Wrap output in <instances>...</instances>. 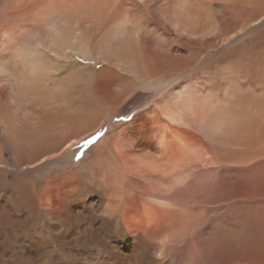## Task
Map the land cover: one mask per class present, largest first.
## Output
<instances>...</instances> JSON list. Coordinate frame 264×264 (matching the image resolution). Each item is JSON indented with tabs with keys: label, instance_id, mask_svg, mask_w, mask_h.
<instances>
[{
	"label": "rangeland",
	"instance_id": "rangeland-1",
	"mask_svg": "<svg viewBox=\"0 0 264 264\" xmlns=\"http://www.w3.org/2000/svg\"><path fill=\"white\" fill-rule=\"evenodd\" d=\"M183 1L191 9L206 14L215 10L222 14L225 2H235V7L224 10L238 11L240 25L251 15L258 17L264 12V0H214L212 4L210 0H0V23L14 26L17 41H34L31 35H28L30 39L22 35L25 27L40 29L46 34L43 19L49 12L55 14L53 18L62 29L66 26L72 38L82 35L81 39L90 41L91 53L77 51L69 59H57L53 53L46 52L47 61L53 68L44 85L28 84L18 90L9 79L0 81V116L14 121L19 129L42 127L50 134L42 147L28 148L18 159L10 148L12 143L5 128L8 125L0 124L1 154L5 163L0 166V205L5 203L8 195H13L12 188L1 183V176L5 174L10 181L21 182L19 185L26 183L35 188L39 184V197L45 193L52 201L50 207L57 208L54 214L60 217L56 219L49 214L47 220L50 221L49 228L61 236V242H51L53 235L46 228L47 220L43 214H40L43 235L34 230L27 238L33 252L42 243L46 264H105L101 247L91 251L97 243L95 236L104 235L112 223L118 225L123 205L131 206L130 215L139 210L142 212L144 206L149 205H189L191 194L187 181H198L202 168L216 158V146L197 131L199 129L164 124L158 109L152 116L146 115L145 111L163 95L180 83H189L199 91L207 87L217 89V99H222L226 69L234 70L242 78L250 66L253 88L258 94L263 92L264 42H255L260 40L258 38L264 41V16L250 31L223 45L215 41L214 33L200 37L208 43L189 42L188 37L180 36L173 24L174 4ZM244 6L249 9L239 11ZM129 12L133 22L128 28L138 25L140 39L132 40V34L128 33V43L135 55L120 58L118 47L124 36L112 38L111 29L116 19ZM74 33L77 34L74 36ZM210 45L213 48L209 49ZM237 45L240 47L234 52ZM100 49L110 53L108 60L101 57ZM144 72H148L153 81H163L146 84L148 79ZM164 127L172 146L168 154L159 157L157 142ZM93 137L97 139L85 145V141ZM104 137L107 140L101 143ZM26 154L28 158L41 159H28V164L33 162L34 166L27 164V168H20L14 160L25 161ZM178 157V165L172 166ZM35 191L39 190L35 188ZM109 202L120 205L115 217L107 211ZM6 205L12 203L8 201ZM68 207L74 217L67 215ZM70 227L75 234L63 235ZM84 227L86 232L82 233ZM36 238L41 240L38 244H35ZM80 238L83 247H75ZM83 242L91 247L83 249ZM97 252L98 256H95Z\"/></svg>",
	"mask_w": 264,
	"mask_h": 264
},
{
	"label": "bare ground",
	"instance_id": "bare-ground-1",
	"mask_svg": "<svg viewBox=\"0 0 264 264\" xmlns=\"http://www.w3.org/2000/svg\"><path fill=\"white\" fill-rule=\"evenodd\" d=\"M211 1L214 2L210 0V4ZM234 3L225 2L222 14L217 10L210 14L195 11L185 1L175 3L174 27L181 37H188L189 42L208 43L201 41L200 37L214 33L217 37L215 41L223 45L224 42L250 31L264 16V12L258 17L251 15L240 25L238 11L224 10L235 7L236 3L233 5ZM246 9L249 8L244 6V9L239 11ZM128 14L116 19L111 29L112 38L124 36L118 47L120 58H132L135 55L128 43L130 42L128 33L132 34V40L140 39L138 25L134 24L131 31L130 27L128 28V24L133 22L132 15L130 12ZM54 15L49 12L44 21L42 20L47 30L46 34H42L40 29L28 30L22 27V35L25 37L31 35L34 41H17L16 32L13 31L14 26L7 27L8 25H5L7 22L4 25L0 23V81L9 79L18 90L26 88L28 84L43 83L44 85L48 79L46 77L52 73L53 68L47 61L46 52L53 53L57 59L63 57L69 59L77 51L83 54L91 53L90 41L81 39L82 35L75 36L77 33H74L75 37L72 38L70 32L66 31V26L64 29L59 26L53 18ZM67 30L71 31L68 28ZM230 31L232 32L227 35L220 34ZM258 40L256 44L264 42L261 38ZM239 47H236L234 52ZM211 48L213 45H210L209 49ZM106 51L100 49L99 54L103 59L108 60L110 53L107 54ZM250 67H245L246 71L243 68L242 71L245 72L242 78H239L234 70L226 69L227 73L223 75L222 99H217L219 98L216 96L217 89L207 87L199 91L192 84L180 83L145 111L146 115L152 116L158 109L164 124L199 129L197 131L215 143L217 156L211 159V163H207L206 168H202V176L198 181H195L197 179L187 181V188L191 194L189 205L159 207L149 205L144 206L142 212L137 211L138 215L128 214L131 207L129 205L120 207L121 220L118 225L109 224L110 228L104 235L96 234L97 243L93 245L94 248L92 246L91 251L102 248L105 264H264V84L262 83L263 92L258 94L252 85L253 75L249 72ZM144 73H146L144 77L148 79L145 81L146 84H161L163 81H153L148 72ZM24 95L29 97L27 94ZM14 123L0 116V124L8 125L5 128L8 130L9 142L12 143L10 148L17 158L28 148L42 147L50 138L48 136L50 134L45 133L42 127L19 129ZM166 131L164 127L158 136L159 157H164L171 150L172 144ZM174 135L178 139V135L176 133ZM106 140L107 137H104L101 143ZM1 150L2 146H0V166L5 165ZM39 154L41 157V151ZM34 155L36 154L32 156ZM170 155L172 156L171 153ZM39 157L28 158L26 154L25 161L21 162L22 159L18 160L20 158L14 161L20 168L25 169L29 160L41 159ZM179 159V157L175 158L172 166L178 165ZM32 163L28 165L34 166ZM1 177V183L10 186L13 195H8L5 203L0 205V264H46L47 256L41 249L42 243L40 247H33L35 249L33 252L32 247L27 244V238L34 230L38 235H43L44 228L40 225V214H43L46 220L49 214L60 219L54 214L57 208L50 207L52 201L50 202V198L45 193L39 197L41 190L39 184L34 186L39 190L36 192L35 188L26 183L19 185L21 182L15 179L10 181L6 179L5 174ZM8 201L12 205H6ZM119 206L116 202L115 204L109 202L107 211L115 217ZM67 213L73 215L69 207ZM49 222L47 220V226ZM47 226V230L53 235L50 238L51 242L59 243L61 236ZM53 227L59 226L53 225ZM84 232H86L85 227L82 233ZM69 234H75L71 232V227L63 235ZM83 236L81 234V237ZM38 239L35 244L41 241ZM81 240V238L78 240L79 243L75 244V247H83L80 245ZM83 245L85 246L83 249L91 247L85 242ZM48 253L52 251L48 250ZM98 253H95V256Z\"/></svg>",
	"mask_w": 264,
	"mask_h": 264
},
{
	"label": "snow or ice",
	"instance_id": "snow-or-ice-1",
	"mask_svg": "<svg viewBox=\"0 0 264 264\" xmlns=\"http://www.w3.org/2000/svg\"><path fill=\"white\" fill-rule=\"evenodd\" d=\"M98 135H102V134H98ZM96 139H97V137H93L92 140L85 141V145L92 143ZM77 158H79V157H77Z\"/></svg>",
	"mask_w": 264,
	"mask_h": 264
}]
</instances>
